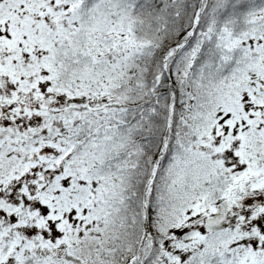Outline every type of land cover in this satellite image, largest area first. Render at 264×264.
<instances>
[{"label": "snow or ice", "instance_id": "snow-or-ice-1", "mask_svg": "<svg viewBox=\"0 0 264 264\" xmlns=\"http://www.w3.org/2000/svg\"><path fill=\"white\" fill-rule=\"evenodd\" d=\"M0 264H264V0H0Z\"/></svg>", "mask_w": 264, "mask_h": 264}]
</instances>
